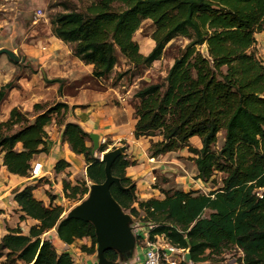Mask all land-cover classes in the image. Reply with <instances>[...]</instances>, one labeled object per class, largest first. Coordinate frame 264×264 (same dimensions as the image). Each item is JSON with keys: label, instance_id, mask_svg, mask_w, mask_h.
<instances>
[{"label": "trees", "instance_id": "obj_1", "mask_svg": "<svg viewBox=\"0 0 264 264\" xmlns=\"http://www.w3.org/2000/svg\"><path fill=\"white\" fill-rule=\"evenodd\" d=\"M61 4L63 11L51 18L52 34L92 64L98 79L109 78L121 58L129 67L116 73L115 82L160 60L175 37L189 40L162 81L145 83L135 92L134 134L151 138V157L187 148L193 154L196 179L216 188L208 193L162 189L164 198L138 200L136 184L126 174L133 162L122 154L112 172L129 188L113 184L111 191L126 211L143 218L146 230L137 238L148 232L154 241L164 234L188 249L191 262L186 264H226L216 256L229 246L242 251L238 264H264V61L256 52V35L264 30V0H94L84 10L67 1ZM144 20L155 26V46L146 55L135 39ZM15 80L18 77L1 87L0 105L19 86ZM68 109L67 103L55 102L36 103L33 116L19 107L11 110L9 118L0 122V150L8 171L29 176L35 157L48 151L46 126L56 117L65 127L63 139L87 162L89 184L105 180V162L88 143L90 134L61 117ZM220 133L224 141L217 148ZM193 138L200 140V147L193 145ZM104 144L98 149L101 153ZM68 166L60 160L55 169L62 172ZM87 182L64 179L65 196L82 199L89 192ZM37 188L31 184L15 192L21 219L30 217L38 223L27 234L20 226L9 229L0 238V259L5 258L4 264H83L69 251L59 252L43 235L56 229L69 245L88 238L90 246L82 250L94 254L93 224L65 218L63 206L52 202L55 196L50 195L46 205L35 196ZM105 254L109 260H119L116 250Z\"/></svg>", "mask_w": 264, "mask_h": 264}, {"label": "crops", "instance_id": "obj_2", "mask_svg": "<svg viewBox=\"0 0 264 264\" xmlns=\"http://www.w3.org/2000/svg\"><path fill=\"white\" fill-rule=\"evenodd\" d=\"M262 34L264 31L256 36L258 42ZM154 46L153 40L149 51L142 53L148 54ZM259 46L260 42L256 48ZM44 47L46 49H43ZM1 48L15 50L9 45H0ZM27 50L28 61L34 65L31 72L26 71L28 68H24L25 71L22 72L19 65L12 64L6 53H0V89L5 83L14 80L16 74L19 75L16 80L19 86L10 90L7 98L0 105V122L9 118L14 107L32 112L36 103H67L69 109L66 112V122L80 124L90 135L98 134L99 142L105 138L108 148L122 145L128 147L125 152L126 159L131 160L133 164L126 168V174L136 184L139 200L144 201L152 197L164 198L162 189L194 190V185L190 186L194 181L192 177L197 175L196 167L194 172V161H183L178 158L188 156V153L192 155L187 148L185 149L188 153H184L185 149H182L159 157H151L149 151L151 138L135 137L137 119L134 106L138 103L134 98L137 91L135 85H129L121 80L114 84L110 82L113 78H96L93 75V65L75 56L72 45L53 34ZM262 59L264 61V57ZM55 79H61L62 83L54 81ZM64 128V125L57 122L56 117L46 127L50 138L48 151L40 153L34 160L43 162L45 176L41 179L31 181L27 176L8 171L4 165V152L0 150V238L7 234L9 229L17 226L27 234L30 226L38 223V220L30 217L21 219L23 212L15 200L17 190L43 180V184L35 191V196L48 205L51 202L49 195L51 193L55 196L52 200L53 204L65 208L63 203L67 199L63 191L65 173L70 175L68 179L72 181L79 176L82 169L86 172L85 158L75 153L70 144L63 139ZM154 139L157 140L159 137ZM89 142L90 145L93 144L92 139ZM21 147L19 144L18 148ZM60 160H66L70 166L62 172H57L55 167ZM197 181L201 180L197 179ZM63 244L69 247L73 245L64 242ZM88 261L89 264H93V258L88 257Z\"/></svg>", "mask_w": 264, "mask_h": 264}, {"label": "rangeland", "instance_id": "obj_3", "mask_svg": "<svg viewBox=\"0 0 264 264\" xmlns=\"http://www.w3.org/2000/svg\"><path fill=\"white\" fill-rule=\"evenodd\" d=\"M63 1H67L74 6H76L79 10H84L89 4H91L94 0H0V45H9L15 48V53L19 54L22 58L21 63L17 64L21 67L24 72V68H28L26 71L31 72V69H33L34 65H31L28 61V56L26 55L27 49L35 47L39 44L42 39L48 38L52 35V24H51V18L59 12L63 11V5L61 4ZM40 11H42V15H39ZM155 30V26L152 23L151 20H144L140 29L135 34V39L138 41L141 52H147L149 51L151 47V41L152 34ZM264 31V30H263ZM261 31V32H263ZM260 33V32H259ZM258 35V33H257ZM256 35V36H257ZM189 40L185 37L178 36L172 39L164 48V53L160 60H157L154 62L151 66H141L138 69L132 70L129 74H127L125 77L121 79V81H124L125 83L129 85H135L136 90L143 86L145 83L148 82H160L164 79V77L167 75L168 70L174 63V60L176 57L179 56L180 52L184 49V47L188 44ZM259 42L260 46L256 48V52L259 58L262 59L264 57V34L259 36ZM257 41V44L259 43ZM256 44V45H257ZM261 49V50H260ZM263 60V59H262ZM12 64H16L13 63ZM128 69L127 62L123 58H121L120 63L118 66L114 69L113 74L109 78H113L111 83L117 84L119 81L115 82L114 77L117 72L119 71H125ZM19 75L16 74L14 79H16ZM107 78V79H109ZM16 81V80H15ZM33 116L35 114L34 111L30 112ZM31 119L33 120L34 118ZM61 117L66 118V113L62 115ZM50 124V123H49ZM48 124V125H49ZM47 125V126H48ZM46 126V127H47ZM223 133H220L219 140L217 143V148H220L223 144L224 138ZM90 144V142L88 141ZM193 145L196 147H200V140L198 138H194L192 141ZM102 143L100 142V146ZM106 150L111 149L107 147V142L104 144ZM115 148V147H113ZM184 153H188L187 149L183 151ZM95 155L101 159L102 153L97 150L94 152ZM188 156H179L180 160L183 161H193L191 157H193V154L190 153L187 154ZM190 155V156H189ZM37 156L35 157V159ZM191 165L190 163H188ZM194 164V163H193ZM195 164H194V172L195 170ZM79 176L75 180H69L68 173H65L64 179H67L71 181L73 184L81 183L83 180H87L88 185L90 180L87 176V172H84V169L81 170L78 174ZM31 181L32 178L27 176ZM222 174H219L218 179L219 182L221 180ZM63 179V180H64ZM194 179L193 183L190 185H194V189L198 190L201 193H208L211 189L216 188V185L212 182H203V181H197L196 176L192 177ZM43 180L36 183L38 187L43 184ZM90 188V186H89ZM64 191V186H63ZM88 194V193H87ZM87 194L83 196L82 199H80V195L77 196L76 199L68 198L64 200V213L63 216H65L70 209L73 208L75 205L80 203L83 199L86 198ZM49 195L54 196L53 194L49 193ZM65 195V193H64ZM138 197V196H137ZM139 200V198H138ZM75 204V205H73ZM138 206V204H135ZM67 210V211H65ZM130 213L129 211H126ZM132 215V214H131ZM133 221H134V227L136 228V233H139L141 231H145L146 227L142 228L143 226V218L139 216L132 215ZM138 236V235H137ZM43 237H47L51 239L55 247L59 252L62 251H69L72 253V257L75 261L81 259L83 257V250L82 247L85 245L90 246V240L88 238H83L81 240H77L75 243H73L72 246H67L63 244V242L58 238L57 232L52 229L48 232H46ZM143 239L137 238V248L136 253L134 256V259H137L138 257L140 260H138L137 264H142L143 258H144V250H143ZM75 249H77L75 251ZM81 252V254H80ZM87 253V252H85ZM90 254V253H89ZM243 255L242 251L235 246H229L225 249V252L222 253V255H218V259H223V261L226 264H238V259ZM93 258V256H91ZM5 258L0 259V264H4ZM130 263V261H129ZM16 264H25L23 262H18Z\"/></svg>", "mask_w": 264, "mask_h": 264}, {"label": "water", "instance_id": "obj_4", "mask_svg": "<svg viewBox=\"0 0 264 264\" xmlns=\"http://www.w3.org/2000/svg\"><path fill=\"white\" fill-rule=\"evenodd\" d=\"M207 46L203 51H207ZM0 53H6L10 59L20 62L21 56L8 48H1ZM93 141V152L100 147L99 135H90ZM126 145L111 148L102 153L101 160L105 162V180L92 183L85 199L75 205L65 215V218L82 219L91 222L95 228L97 248L96 257L98 264H124L131 261L136 253L137 233L132 215L122 207L113 196V184L120 189H127L120 179L112 172L115 160L125 154ZM107 250H116L119 260L114 262L106 257ZM186 261L191 262V254L187 252Z\"/></svg>", "mask_w": 264, "mask_h": 264}, {"label": "built area", "instance_id": "obj_5", "mask_svg": "<svg viewBox=\"0 0 264 264\" xmlns=\"http://www.w3.org/2000/svg\"><path fill=\"white\" fill-rule=\"evenodd\" d=\"M39 15H42V11H40ZM43 49H46L44 47ZM102 144L106 143V139H102ZM29 175L32 179H41L45 176V170L43 162L41 161H34L32 164V168L29 171ZM140 233V232H139ZM137 233V235H139ZM143 252L144 258L142 264H186V255L188 249L181 248L178 245L172 243L164 234L157 235L154 241H151L149 238V233H144L143 238ZM77 249H75L76 251ZM71 253V252H70ZM83 257L77 260V262H81L83 264H89L88 257L93 256V264H98V260L96 257V252L94 254H88L84 251L82 252ZM72 254V253H71ZM81 254V252H80ZM91 255V256H89ZM134 259V258H133ZM131 260L130 263L124 264H137L140 258Z\"/></svg>", "mask_w": 264, "mask_h": 264}, {"label": "clouds", "instance_id": "obj_6", "mask_svg": "<svg viewBox=\"0 0 264 264\" xmlns=\"http://www.w3.org/2000/svg\"><path fill=\"white\" fill-rule=\"evenodd\" d=\"M96 248H97V246H96Z\"/></svg>", "mask_w": 264, "mask_h": 264}]
</instances>
